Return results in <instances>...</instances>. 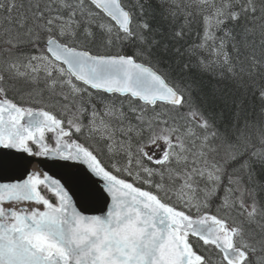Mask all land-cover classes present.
Masks as SVG:
<instances>
[{
  "label": "snow or ice",
  "instance_id": "1",
  "mask_svg": "<svg viewBox=\"0 0 264 264\" xmlns=\"http://www.w3.org/2000/svg\"><path fill=\"white\" fill-rule=\"evenodd\" d=\"M0 264H264V0H0Z\"/></svg>",
  "mask_w": 264,
  "mask_h": 264
},
{
  "label": "water",
  "instance_id": "2",
  "mask_svg": "<svg viewBox=\"0 0 264 264\" xmlns=\"http://www.w3.org/2000/svg\"><path fill=\"white\" fill-rule=\"evenodd\" d=\"M45 170H48V169H45ZM50 174H52V172H50ZM89 212H90L91 214H98V213L96 212L95 208H89Z\"/></svg>",
  "mask_w": 264,
  "mask_h": 264
}]
</instances>
